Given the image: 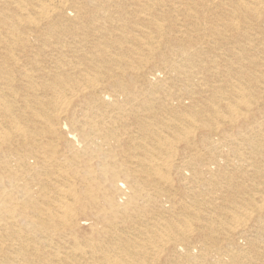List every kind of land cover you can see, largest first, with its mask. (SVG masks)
<instances>
[{
    "label": "bare ground",
    "instance_id": "bare-ground-1",
    "mask_svg": "<svg viewBox=\"0 0 264 264\" xmlns=\"http://www.w3.org/2000/svg\"><path fill=\"white\" fill-rule=\"evenodd\" d=\"M0 264H264V0H0Z\"/></svg>",
    "mask_w": 264,
    "mask_h": 264
}]
</instances>
